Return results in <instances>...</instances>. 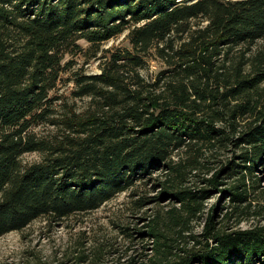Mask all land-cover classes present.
<instances>
[{
  "label": "trees",
  "instance_id": "1",
  "mask_svg": "<svg viewBox=\"0 0 264 264\" xmlns=\"http://www.w3.org/2000/svg\"><path fill=\"white\" fill-rule=\"evenodd\" d=\"M69 72L89 103L56 116ZM262 170L264 0H0V237L129 192L132 210L158 206L118 226L150 242L143 261L101 243L77 264H264V225L239 228L264 221Z\"/></svg>",
  "mask_w": 264,
  "mask_h": 264
},
{
  "label": "rangeland",
  "instance_id": "2",
  "mask_svg": "<svg viewBox=\"0 0 264 264\" xmlns=\"http://www.w3.org/2000/svg\"><path fill=\"white\" fill-rule=\"evenodd\" d=\"M82 45L88 46L85 42H82ZM128 46L126 35H123L106 44L104 48L118 49ZM73 60L76 62L75 71L82 70L87 74L99 73L97 60L87 61L83 56L73 57ZM159 68L158 63H152L151 72H157ZM72 78V72L64 74L57 90L52 93V96L59 98L55 104L56 116H61L69 106L77 108L79 112L88 106L89 99L74 97L76 85ZM35 132L39 138H54L57 128L46 123L36 127ZM40 158V154H28L24 156V161L33 163ZM257 174L262 177L264 186V170ZM155 176L161 175L157 173ZM151 186L150 184L147 189L148 196H157V191L149 189ZM130 202L129 192L122 193L95 212L75 216L60 223L51 224L39 220L21 232L6 234L0 237V264H77L75 258L80 253L81 246L88 250L87 254H91L90 251L101 243L112 246V249L116 246L127 259L136 257L137 262L141 263L144 259L142 255L145 253L143 248L150 242L143 241L138 234L132 239H127L120 234L118 226L141 229L146 224L148 216L158 210V206L151 204L137 211L131 209ZM215 202L216 199H212L209 206ZM162 204V208L167 207L168 201ZM257 225H264L263 219L246 221L239 228L247 229ZM116 256H106L105 262L113 264L111 261Z\"/></svg>",
  "mask_w": 264,
  "mask_h": 264
}]
</instances>
